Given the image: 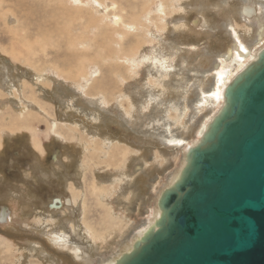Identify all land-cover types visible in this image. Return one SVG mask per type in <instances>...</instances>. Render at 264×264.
I'll list each match as a JSON object with an SVG mask.
<instances>
[{"label":"rangeland","instance_id":"1","mask_svg":"<svg viewBox=\"0 0 264 264\" xmlns=\"http://www.w3.org/2000/svg\"><path fill=\"white\" fill-rule=\"evenodd\" d=\"M60 1L0 0V117L25 104L45 152L33 148L32 131L0 130V210L12 213L7 229L17 233L0 232L13 254L0 249V264H99L133 238L147 224L156 192L179 167L183 147L198 139L199 126L214 114L221 66L229 75L238 67L226 51L241 42L254 52L264 43L256 35L264 28V0H151L147 9L144 0H70L69 8L78 7L84 17L71 26L80 35L79 61L86 59L79 77L69 78L74 53L64 47L65 38L44 41L51 24L66 21L52 14H62ZM245 5L255 8L252 18L242 14ZM133 17L138 25L126 36L125 27L124 33L117 28L114 47L101 59L95 47L88 49L97 23L121 28ZM17 30L33 41L35 65L6 51L21 42ZM48 126L56 131L46 134ZM121 150L125 159L118 164ZM96 180L106 195L93 190ZM55 198L73 201L50 210ZM87 225L97 234L113 232L103 249Z\"/></svg>","mask_w":264,"mask_h":264},{"label":"water","instance_id":"2","mask_svg":"<svg viewBox=\"0 0 264 264\" xmlns=\"http://www.w3.org/2000/svg\"><path fill=\"white\" fill-rule=\"evenodd\" d=\"M250 72L122 264H264V58Z\"/></svg>","mask_w":264,"mask_h":264},{"label":"bare ground","instance_id":"3","mask_svg":"<svg viewBox=\"0 0 264 264\" xmlns=\"http://www.w3.org/2000/svg\"><path fill=\"white\" fill-rule=\"evenodd\" d=\"M65 1H70V0H61L60 4H59V5L63 6L62 14L61 13L58 15H56L54 13H52V14L54 15V17L57 16L59 18H62L63 16H65L66 21L64 22L62 19H58V20H62L64 22L63 26L62 25L58 26L59 22L51 24V26L48 28L49 30L47 31V33L49 35L45 37L44 41H46L47 45H49V44L54 43L52 40L53 35L54 36L58 35L57 36L58 41L62 37L65 38V46L64 47H66V44H67V48L69 50H72L74 53L73 59H69V61H71V63L68 64L69 65L67 67L68 70H66L67 75H68L67 77L78 78L80 73H81V70L84 69L83 62L86 59V57H84L83 61H81V62L79 61V59H80L79 58V52H80V48H81V46H79L80 35H79V33H77L78 35H76V36L73 35L71 25L75 20H79L80 18L84 19V17L81 16V13H80L81 10H79L78 7H74L75 10L73 8H69L70 6H68L66 4L67 2L65 3ZM76 1H79V0H76ZM113 1L114 0H112V2ZM150 1L151 0H144L145 9L148 8V4H150ZM113 6L114 7H112V8L114 10H116V9L119 10L117 7V4H113ZM165 7L166 6L163 5V10H165ZM68 9H72L73 12L72 13L68 12V11H70ZM110 9H111V7H110ZM124 11L125 10H123V12ZM245 13H246V11H245ZM48 14H50V16H52L51 13H48ZM140 14H143V9H141ZM247 14H248V12H247ZM156 15H158V14H156ZM118 16L119 15H116L115 20L117 22H121V18ZM139 16L137 15V16H135V18H140ZM247 16L252 18L254 15L248 14ZM121 17H123V16H121ZM135 18L133 17L132 19H129V20L127 19L125 26H121V28H120V25H118V27H116L115 24H114V26H111L109 23H104L103 25H99L97 23L96 29L98 27V30L95 31L93 38L90 40L91 43L89 42L90 44H88V49H92L93 47H95V49H97L96 51L98 53L97 58L101 59L105 55L104 49H107L109 47L110 48L114 47L113 41H115V38H116V35H115L116 29L119 28L120 31L122 33H124L123 27H125V36H126L129 33V30L137 24ZM250 18H248V19H250ZM129 22L132 23V27L129 26ZM16 23H18V22H16ZM198 23H199V20L197 18L194 21V24L198 25ZM88 28H83V30H88ZM146 28H148V27H146ZM20 31L17 30V33H15V36L17 38L18 37L22 38L23 36H25V35H23L24 33L20 32ZM249 31H250V28H248V30H247V36L246 37H249ZM256 35H257L258 39H261V40L264 39V28H260V33H257ZM250 37H252L251 34H250ZM100 38H102L101 44H98L97 39H100ZM136 38L138 40H140L141 36L136 37ZM19 40H21V39H19ZM38 41H39L38 44L40 46V49L43 50L46 46L42 43V40H38ZM94 41H96V43ZM118 41L121 42L122 40L118 39ZM139 43L140 42L137 41L138 45H140ZM11 44H12V42H11ZM59 44H61V43H59ZM241 44H242L241 42H239V44H234V49L229 48L228 51H226L225 57L229 59L234 55L236 60L238 61V67L235 69V71L232 73V75H229V72L224 70L223 66H221V69L218 71V73H217V77H218L217 78V84L215 86V89L213 90V92H214L213 98L215 101V103H214V114L211 117H209L207 120H205L204 123H202L199 126V128L197 130V134L199 136L198 139L194 143H192V144L189 143L188 145H185V147H183V151H181V158L179 160V167L174 171V173L172 174V176L168 180V182L164 183L162 188H160L158 190V192H156V196H155L156 202H155L154 206L152 207L151 215L148 218L147 224L142 226L143 228L141 230L139 229L135 235L132 233L134 235L133 238H130L131 237V235H130V237H129L130 239H127L126 241L124 240L123 242L120 241L122 243L121 244L119 243L118 247L116 246L117 249L115 251L113 250L114 252L111 254V256L106 258V260H102L99 264H102L103 261H105V263H103V264H122L125 261V259L130 254H132L153 231H155L159 227V224L163 222L162 218L165 217V210H164L163 204H162L164 196L169 191H171L172 189H175L177 183H179L181 181V179L183 178V176L186 173V170L189 167V162H190L192 150L195 149L196 147H201V146H203V144L206 143V139L208 137V134L211 132L214 124L217 123V119H219L220 116L222 115V113L227 109V107H228V101H227L228 89L233 87L237 82H240L244 78V76L248 72H250V70L252 68H254L258 64H260V62L264 58V43L260 47L259 50L254 51V52L247 49L244 45H241ZM137 48H138V46L130 48L129 55H133L135 53V51L137 50ZM6 51L9 52V54H11V57L13 59H17V60L22 59V60L28 62L29 64L31 63L30 65H35L33 59H34L36 50L34 48L33 41H30V39L28 40L26 38H22V40H21V42H19V44H17V43L12 44L10 51H8V50H6ZM113 53H111V55ZM69 57H71V54L69 55ZM54 66H58V65H54ZM58 70H59L58 72L62 73V75H65V73L63 72L64 69L58 68ZM3 93H5V92H3ZM20 93H22V91H20ZM19 98H20V96H19ZM31 100H33V98L29 99L30 102H32ZM8 107H5L6 109L4 111H6ZM8 114H10V115H8ZM4 127L7 128V131H9V133H13V132L18 131L20 129H27L29 131H32L33 137H32L31 142H32L33 148L35 150L39 151L40 153L44 152V148L42 147V143L40 142V137L38 136V134H36L37 129L29 117V112L27 111V106H25V104L22 105V103H21V105L17 107V111L15 114L9 113V112H6L4 114V112H2V116L0 117V130ZM55 131H56V128H54L53 126H48V131L46 132V134H49L50 132H55ZM117 154L121 155V159H119L120 162L118 163V164H120L122 162V160L125 159V150H121L120 152L118 151ZM112 158H114V157H112ZM92 188L94 191L98 192L100 195H106L107 192L109 191L105 187L103 188V187L99 186L97 184V180L92 182ZM111 193H112V191H111ZM56 199H58V198H56ZM72 201H73V198H71V199L67 198L65 205L67 206V205L72 204ZM59 202H60V200H59ZM60 203H61L60 210H62L64 204L62 201ZM49 207L50 208H58V207L54 206V204H50ZM82 207H83V205H82ZM50 221H51V219H50ZM123 227L125 228V225ZM71 228L73 230H75L74 226H72ZM112 229H113V227L110 230H112ZM84 230L86 232H88L89 235H91V237L93 238L92 242L99 249H103L104 245L109 243L110 237L113 236L112 235L113 232L111 233L110 231H106L104 234H97L93 230V228L91 226H88V225H87V229L84 228ZM58 231H61V230H58ZM124 232H126V231H124ZM115 233H116V235H115L116 238H118L119 235H120V238L122 237V234H121L122 230H121V232L115 231ZM0 238H1L0 239V247H1L0 249H2V251L5 250L6 252H10V256H13L12 250H11L12 244L9 241V239L7 237H4V236H0ZM15 261H16V259H15Z\"/></svg>","mask_w":264,"mask_h":264},{"label":"flooded vegetation","instance_id":"4","mask_svg":"<svg viewBox=\"0 0 264 264\" xmlns=\"http://www.w3.org/2000/svg\"><path fill=\"white\" fill-rule=\"evenodd\" d=\"M248 7H253V6H243L242 7V9H241V12H242V14H244V16H247L248 14H247V8ZM254 8V7H253ZM254 10H255V8H254ZM245 11H246V13H245ZM256 12V10L254 11V13ZM259 33H260V30H259ZM45 153V152H44ZM43 153V154H44ZM54 159H56L57 160V155L55 154L54 155ZM55 160V161H56ZM56 199V198H55ZM55 199H52V201H51V203H49L48 204V208H49V205L50 204H54V206H56V207H58V208H60V206H61V199H59L60 200V202L59 201H55ZM63 202V201H62ZM63 204H64V206H65V204H66V202H63ZM64 206H63V208H64ZM50 210L51 209H57V208H49ZM3 211V212H2ZM5 215V216H4ZM11 215H12V213H11ZM11 215H10V211H7V208H5V207H2V209L0 210V232L1 233H3V234H11V237L13 238V237H15L16 235H17V233L16 232H14V231H11L10 229L8 230L7 228V224H6V221H8V220H10L9 219V217H11ZM4 217V218H3ZM10 222V221H9Z\"/></svg>","mask_w":264,"mask_h":264}]
</instances>
